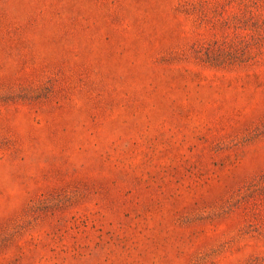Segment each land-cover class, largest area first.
<instances>
[{
	"label": "rangeland",
	"instance_id": "rangeland-1",
	"mask_svg": "<svg viewBox=\"0 0 264 264\" xmlns=\"http://www.w3.org/2000/svg\"><path fill=\"white\" fill-rule=\"evenodd\" d=\"M0 264H264V0H0Z\"/></svg>",
	"mask_w": 264,
	"mask_h": 264
}]
</instances>
